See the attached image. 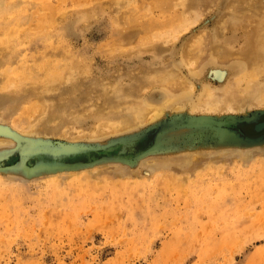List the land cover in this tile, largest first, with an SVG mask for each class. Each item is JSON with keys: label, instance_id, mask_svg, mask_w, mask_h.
I'll use <instances>...</instances> for the list:
<instances>
[{"label": "rangeland", "instance_id": "374dc122", "mask_svg": "<svg viewBox=\"0 0 264 264\" xmlns=\"http://www.w3.org/2000/svg\"><path fill=\"white\" fill-rule=\"evenodd\" d=\"M263 21L264 0H0V138L14 143H0V264H264V140L152 128L178 114L232 126L254 111L188 108L206 85L264 95ZM173 70L194 87L183 110L118 124L159 103L155 81ZM256 124L233 129L256 136ZM141 132L146 150L128 160L62 154ZM17 137L29 143L3 158Z\"/></svg>", "mask_w": 264, "mask_h": 264}, {"label": "bare ground", "instance_id": "6f19581e", "mask_svg": "<svg viewBox=\"0 0 264 264\" xmlns=\"http://www.w3.org/2000/svg\"><path fill=\"white\" fill-rule=\"evenodd\" d=\"M262 27H264V25ZM143 36L145 35L143 34ZM199 39L201 40L202 37L198 38L196 41H198ZM199 46H200L199 43L197 46L195 43L190 42V44L188 45V47H186L184 52V62L188 67L191 68L192 72H194L196 70L195 68H197V58H198L197 52L200 48ZM155 82L160 84L162 88L161 92L164 94L163 97L161 98V101L159 103H154V105H151V103H148L147 101L139 102L138 106L133 111V114L129 113V115L126 116L123 120H121L118 124L122 126H126L132 120L135 121L136 124L145 123V122H156L164 115V113L167 110L179 112L184 109L185 104L182 100L184 99V96L190 93V91L194 88L192 83L189 81V79L182 76L176 70H173V71H169L168 73H164L161 76H158V79H156ZM263 103H264V95L262 94L256 97L253 101H246L244 99V96L238 95L234 90L230 91L229 89H225L223 91H216L214 88L206 85L203 87V89L198 94V96L190 101L189 103L190 106L188 108V111L194 113L198 111L199 113H202V115L204 116H207L208 114L213 115V114H219L222 112H229V111L238 114V112H243L249 110L250 108H254L255 110L262 109L261 107L259 108V106ZM22 120L23 121L21 124L26 125L27 121L25 119ZM233 122L235 123L236 121L234 120ZM256 122H258V120ZM118 124L117 125L113 124L112 126H114V128L116 127L118 128L119 126ZM25 125L24 126L21 125V127H19L20 129L14 126L13 130H15L16 128L15 131L17 133L28 136L29 133H31V131L28 130L25 127ZM263 125L264 122L257 124V127L261 128ZM8 141L9 140H4L3 138H0V143H3L1 146L4 145V147H7L6 144L8 143L10 145L14 144L13 141L10 142ZM133 141L134 140L125 141L121 149H125V150L132 149L134 146ZM89 169L90 168H85V169H80L78 171H87Z\"/></svg>", "mask_w": 264, "mask_h": 264}, {"label": "water", "instance_id": "95a60500", "mask_svg": "<svg viewBox=\"0 0 264 264\" xmlns=\"http://www.w3.org/2000/svg\"><path fill=\"white\" fill-rule=\"evenodd\" d=\"M177 117H180L181 119L179 121H175L177 119ZM226 117V118H225ZM264 117V109H259V110H254L252 112H250V114L248 115H244V116H238L236 118V124L238 123H245V124H253L254 122H256L257 120H259L260 118ZM190 118V115L187 116H182V115H174L172 118H170L168 121H161V122H157L154 123V125L152 126V128L154 129V132H156V137L158 134H160V132L163 130H167L170 128H173L174 126H179V125H183V126H189V127H212L215 128L217 130H220L221 132H223L224 134H226V136L229 139H232L236 142H243L245 144H254V143H259L262 140H264V132H261V128L257 127V124L254 126L255 130H260L259 133L256 136H251L249 134H245L241 129L239 128H234V126H236V124H233L232 126H230L229 124H226L224 122L225 119H227V116L224 115L220 118H215L213 121L211 120V125L209 124H198V123H194L197 125H194L193 123L190 125H185L187 124V120ZM222 118V119H221ZM224 118V119H223ZM196 119H201V118H196ZM221 119V120H220ZM181 121V122H180ZM264 122V120H263ZM233 129V130H232ZM264 130V128L262 129ZM247 133V132H246ZM251 134V133H250ZM146 132H141L132 136H128V137H123L117 140H114L106 145H102L101 147L98 148H79L76 152L74 153H62V154H81V152H86L88 150H93L95 154L100 155V156H106V157H110V158H118V159H123V160H128L138 154L143 153L146 149H137L135 148L136 146V142L143 140L146 136ZM18 143L17 146L13 149H11V151L3 154V158H7L8 155L13 154L15 151H18L24 146V144H28L29 141L20 137H17ZM126 140H134V146L132 149L130 150H125V149H121L123 146V142ZM23 142V143H22ZM156 143V139L155 141L149 145L148 147H152L154 146ZM73 147V146H72ZM147 147V148H148ZM71 148V146L69 147ZM47 154H51L48 152H45ZM29 154V153H28ZM27 153L24 154H19L20 157V164L21 161H23L26 156H28ZM55 155V154H52ZM38 156V155H37ZM86 156V161L84 162H93L95 160L98 159V157L96 155H90V154H85ZM2 158V159H3ZM16 165L19 163H15ZM58 165H62V166H75L78 164H83L82 161L79 162H75V163H61L60 161L57 162ZM1 166V165H0Z\"/></svg>", "mask_w": 264, "mask_h": 264}]
</instances>
